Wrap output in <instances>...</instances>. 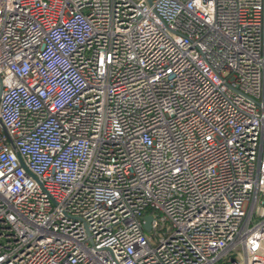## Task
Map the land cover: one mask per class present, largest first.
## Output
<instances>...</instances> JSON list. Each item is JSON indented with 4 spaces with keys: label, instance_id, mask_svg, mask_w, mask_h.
<instances>
[{
    "label": "built area",
    "instance_id": "built-area-1",
    "mask_svg": "<svg viewBox=\"0 0 264 264\" xmlns=\"http://www.w3.org/2000/svg\"><path fill=\"white\" fill-rule=\"evenodd\" d=\"M149 1L0 0V264H264V0Z\"/></svg>",
    "mask_w": 264,
    "mask_h": 264
},
{
    "label": "water",
    "instance_id": "water-1",
    "mask_svg": "<svg viewBox=\"0 0 264 264\" xmlns=\"http://www.w3.org/2000/svg\"><path fill=\"white\" fill-rule=\"evenodd\" d=\"M147 2L150 3L149 0H147ZM144 221L145 223L143 224V230L145 232H149L150 231V216H145Z\"/></svg>",
    "mask_w": 264,
    "mask_h": 264
}]
</instances>
